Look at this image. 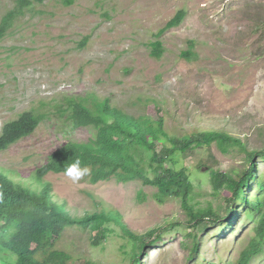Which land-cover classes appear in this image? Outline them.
<instances>
[{
    "label": "rangeland",
    "instance_id": "374dc122",
    "mask_svg": "<svg viewBox=\"0 0 264 264\" xmlns=\"http://www.w3.org/2000/svg\"><path fill=\"white\" fill-rule=\"evenodd\" d=\"M13 7L0 0V20ZM180 11L181 25L160 41L163 55L150 56L158 32ZM81 44H84L81 48ZM192 48L193 56L181 54ZM94 94L133 116L158 99L168 109L169 127L177 135L226 132L240 138L249 150L264 146V0H55L34 5L13 25L0 43V131L23 112L44 116L28 138L0 154V173L30 183L47 157L68 142L94 136L91 129L72 131L57 113L72 98ZM257 170L264 172L258 159ZM246 165L235 149L223 154L215 145L189 150L176 161L186 169L196 207L209 203L225 217L226 202L213 195L210 169L234 174ZM54 199L72 216L99 208L120 214L137 235L158 231L160 244L145 251L141 264H232L254 235L252 215L219 229L204 222L188 229L180 201L154 200L155 189L140 182L114 181L91 185L87 175L74 183L65 175L44 178ZM253 192V195H257ZM178 223V226H171ZM112 234L93 247L89 235L67 229L55 248L77 258L75 264H131L132 245L113 225ZM166 227V228H165ZM164 228V229H162ZM200 241L197 262L188 259L191 238ZM16 257L0 250V264ZM252 264H264V253Z\"/></svg>",
    "mask_w": 264,
    "mask_h": 264
},
{
    "label": "trees",
    "instance_id": "16d2710c",
    "mask_svg": "<svg viewBox=\"0 0 264 264\" xmlns=\"http://www.w3.org/2000/svg\"><path fill=\"white\" fill-rule=\"evenodd\" d=\"M47 1L55 0H12V9L0 20V43L21 16L35 4ZM184 18L185 13L178 12L158 32L157 40L150 45L152 58L162 57L160 38L179 27ZM83 46L81 44V48ZM192 56V48L181 54L188 59ZM145 106L148 110L143 115L133 117L94 94L72 98L57 113L64 117L65 125L72 131L91 129L94 136L81 143L68 142L52 152L35 170L30 183L15 179L19 174L0 173V250L15 256V264H75L77 258L55 248L56 241L70 228L86 232L91 245L96 247L103 245L112 234L110 226L113 225L132 245L131 264H141L145 251L160 244L161 229L137 235L113 209L99 208L81 217L72 216L64 203L54 199L51 186L44 178L64 175V169L77 159L82 168L89 169L87 179L91 185L110 181L123 185L140 182L144 187L155 189L154 200L159 205L169 198L178 199L187 217L188 229H196L204 222L221 229L222 221L228 224L238 218L240 211L252 215L256 222L254 235L232 264H252L264 253V172L259 174L256 162L264 161V146L260 150H249L244 141L226 132L193 129L188 134L177 135L175 127H169L168 109L160 100H146ZM43 121L44 116L28 111L5 123L0 131V154L30 137ZM211 145L223 154L238 150L246 159L245 167L238 173L209 170L213 195L226 202L223 219L210 203L204 208L196 207L186 169L176 167L177 159L189 150ZM253 192L258 194L253 195ZM178 225L173 223L168 227ZM188 236L192 240L188 259L197 262L200 241L196 234ZM83 264L99 263L88 260Z\"/></svg>",
    "mask_w": 264,
    "mask_h": 264
},
{
    "label": "clouds",
    "instance_id": "9594fccd",
    "mask_svg": "<svg viewBox=\"0 0 264 264\" xmlns=\"http://www.w3.org/2000/svg\"><path fill=\"white\" fill-rule=\"evenodd\" d=\"M89 174L87 167H81V162L77 159L64 169V175L74 183L79 182L84 176Z\"/></svg>",
    "mask_w": 264,
    "mask_h": 264
}]
</instances>
